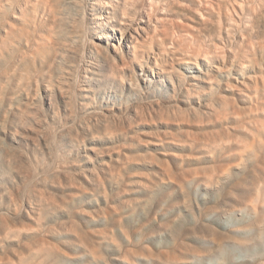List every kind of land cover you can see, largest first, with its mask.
<instances>
[{
  "label": "bare ground",
  "instance_id": "6f19581e",
  "mask_svg": "<svg viewBox=\"0 0 264 264\" xmlns=\"http://www.w3.org/2000/svg\"><path fill=\"white\" fill-rule=\"evenodd\" d=\"M5 11H8V15L9 11L12 12L14 20L11 21L10 16V19H7L8 23L11 22V28H8V24H4L5 27L7 26L10 29L8 31L4 27L5 31H8V35H6V38L8 36V43L6 41L3 42L2 39L5 38L3 36L0 38V41L2 40L0 43H6L7 47L1 44V46L3 45L6 48V54L11 50L13 51V49L17 51L18 58H14L21 62V67L23 66V69H21L20 66L14 64L18 68L13 66V69H9L8 67L5 70V74L7 77L10 74L11 76L16 75L15 80H13L18 83H16L18 89L15 85L16 90L19 91H16V94L19 97L20 94L26 97V99L21 97L26 100L25 106L18 100L19 105L21 104V106L25 107L20 108V110L22 114L25 113L22 119L26 118V120L25 122L21 121L22 123L24 122L20 127L22 129L23 126V132L14 134L15 156L11 157L12 162L10 164L15 177L18 176L19 180L17 181L16 178H13L12 184L11 182L9 183L12 188H16L14 191L11 188V190L9 189L10 186L1 188V194L7 198L12 195L11 197L17 202L15 199L16 195L13 196L11 193H15V191L19 197L29 196V190L33 187L39 173L45 176L51 174V178L54 177L59 182L64 180L70 186L76 185L79 179L81 181L82 177L86 178L85 180H93L95 176L93 172L95 170L87 174L84 167L82 169L79 165L77 166L76 160L77 164L74 165L72 164L73 161L71 162L68 158L65 165L66 161L62 162L57 152H53V146L56 145V137L64 138V140L65 137L68 138L69 142L67 143L73 145V148H75V144L81 141L84 142V138H93L92 140L100 139L102 136L109 139H113V137L126 138L129 136L128 130L131 127L133 130L135 124L142 126L141 123L145 121L150 123V121H147L150 118L152 121L156 120L154 121L157 122L156 124L160 121V123L172 124L175 122H178L177 124L181 122L180 124H182L184 122V125L187 122H196V125L199 123L209 125L208 123L212 124L215 121L219 122L225 119L228 121L229 119V122L231 120L241 122L242 126L239 125L241 128L248 125V127L255 125L257 129L258 126L263 125L264 127V0H0V12L3 13ZM42 14L49 16L47 20L52 28L49 27L51 34L56 33L57 28H61V31L58 30L61 33L56 34L62 37V34L65 33L67 36H63L66 40H63L64 38L60 39L53 34V39L46 41L47 38L49 40L48 35L51 37L52 35L48 34L50 33L48 31L49 25H45L46 21L42 23L41 20L42 25L44 24V27L47 26V30L45 29L47 33L44 31L46 40H40V38L44 39L43 36H40L39 40L37 39L38 36L35 38L37 25L40 22H37V20ZM39 28L41 29L42 27L40 26ZM62 29H64V32ZM39 34L42 35L43 33H38L37 31V35ZM56 36L57 38H55ZM33 41L35 44L32 45ZM43 42L44 45L42 46ZM36 44L42 47H38ZM1 48L0 53L2 54ZM0 57L2 58V56ZM5 59L8 60L6 57ZM193 65L197 67L194 70V76L188 77L184 72L185 70L187 72L188 69L183 67L189 68ZM203 65L205 66L204 69ZM139 71L141 74H139ZM5 74L3 73L4 77H6ZM8 78L11 77L9 76ZM6 79L5 82L7 81ZM9 81L11 79L8 80V83ZM41 81L45 83V85L42 83L45 86L44 100L49 110L46 113L43 111L41 103H39L41 101L36 102L39 99V92H41V87L39 88V82ZM160 81H168L172 84L174 89L173 97L175 95L173 99H177L175 102L170 100L171 95L170 97L168 96L171 92L168 95L166 93L168 98H156L152 92L153 95H151L149 85L147 87L143 85L145 83L154 87ZM111 88L117 89L118 92L120 91V93L125 95L123 97L125 100H120V103H118L119 101L114 103V100L112 103L110 102L111 104L105 105L102 104L103 100L100 101L98 97L97 100L101 102L98 103L95 93L98 91L99 94L101 91H111ZM118 92L115 91L113 94ZM127 93L135 94L131 95L132 97H126ZM205 97L207 99H204ZM202 98L204 101L199 102L200 107H196L194 104L195 107L190 106L191 99L197 101V99L200 100ZM189 100L190 104L187 103ZM105 102L107 103L108 101ZM95 103L102 105L99 106ZM187 104L189 106L184 107ZM60 111H62V118L59 116ZM188 123L187 125L191 127V124ZM232 124L234 125L233 122ZM53 125H59V127H53ZM193 126H195V123ZM226 126L223 127L226 129ZM216 128L214 129L216 130ZM227 128V130L231 129V127ZM246 128L244 130L247 131ZM251 128H248V130L250 129V135ZM234 129L237 130L236 127ZM253 129L256 130L254 127ZM183 130L181 131L180 129L184 133L185 131ZM217 130L220 131L218 128ZM200 131L204 132L203 129ZM213 131L210 134L206 133L204 135L203 133L204 136L200 135V137H198L197 133H194V135L189 134L190 136L192 135L190 139L196 143L198 141L201 143L202 141L201 144H198L200 146L196 145V147H201V150L206 148H202L204 145H210L211 147L217 143L222 146V142L225 140L231 142L230 140L235 135L239 136L241 134L240 132V134L236 133L235 135L232 133L233 136L226 139L224 134L220 132L214 133ZM238 131L240 130L238 129ZM259 131L258 133H260ZM244 133L247 134V132L242 134ZM137 134L139 135V130ZM174 134L173 132L172 136H175ZM230 134L225 135L230 136ZM260 134L256 136H260ZM181 136H175L174 139L177 144L182 142ZM248 136L245 137L249 138ZM139 137L140 135L138 139ZM164 137L166 138V136ZM164 137L161 138L165 140ZM183 137L184 139L188 138V136L185 138V135ZM240 137L236 140L243 138L244 135ZM245 137L244 139H246ZM39 138L44 140L43 145L48 150L50 146L52 163L45 164L40 162L43 160H40L38 165L35 166L36 164L32 165L31 161L27 159L28 157L25 156L27 149L23 148V145L31 146L33 149L36 148L34 149L36 151L38 150L37 141ZM170 138L173 140V137ZM254 138H251V140ZM141 139L142 137L139 140ZM127 140L129 141H123L124 143L128 142L129 145L127 147L134 146L129 143L132 139L127 138ZM255 140L254 142L256 143ZM141 141L142 144L148 141L152 142L150 140ZM166 141L168 140L166 139L164 142ZM245 141L242 142L245 143ZM225 143L227 142L225 141ZM232 143L234 144V142ZM118 144H120V141ZM137 144H141V142L139 141ZM239 144L241 145V143ZM70 145L69 147H71ZM116 145L114 143L113 147ZM186 145L188 143L183 144V146ZM226 145H229V143ZM192 146L195 147L194 145ZM116 147L120 148L119 145ZM213 147L218 148V145ZM236 147L239 148V146ZM241 147L243 148V146ZM73 148L71 147V149ZM211 149L212 147L209 150ZM112 150L109 152H112ZM98 151L96 150V153ZM244 152H246V149H244ZM96 153L92 156L97 155ZM90 154L87 157L92 159ZM121 155H123L122 158L125 157L123 152L119 156ZM154 156L156 157V155ZM128 157L126 160L130 159L129 161H131L132 159ZM155 157L153 158L155 159ZM138 158L141 160L145 159V157ZM154 159L153 161H155ZM27 160L30 161L29 165L31 166L29 167L33 166L31 169H27L28 167L24 168L28 166V164L25 165ZM37 160L38 158H36ZM151 160L152 158H150ZM56 164H61L60 168L56 169ZM116 164H119V162ZM105 166H108V164H105L104 168H106ZM110 166L107 167L109 168L107 170L108 174L110 168L113 169L114 167ZM119 166L116 167V170H118ZM89 170L91 171V169ZM113 171L115 170L113 169ZM111 173L112 171H110ZM108 174L105 176H108ZM75 175L79 176V179H76ZM95 179L93 180L94 182ZM37 185L38 183H36L34 189L39 195L42 194L40 197L45 196L42 192L43 190H40L42 186L38 188L40 185ZM47 194L49 196V193ZM46 201L48 200L46 199ZM6 211L7 209L0 205V234L12 232L11 230L17 229L20 224V214L17 210L18 214L16 213L13 216L7 214ZM14 231L16 233V230Z\"/></svg>",
  "mask_w": 264,
  "mask_h": 264
},
{
  "label": "rangeland",
  "instance_id": "374dc122",
  "mask_svg": "<svg viewBox=\"0 0 264 264\" xmlns=\"http://www.w3.org/2000/svg\"><path fill=\"white\" fill-rule=\"evenodd\" d=\"M0 13V16H2L0 18V26L3 27H0V29L2 28L0 30V38H2V36L5 37L2 40L3 42H7L8 36L6 38V35H8V31H10L8 28H11V22L9 21L10 23H8L7 19L11 17L10 20L12 21L14 18L10 11L9 15L8 11ZM42 15H40L41 19L39 18L37 22L41 20L42 23H44L46 21L45 25H49L48 31H50L52 28L47 20L49 16L47 14ZM41 21L37 25L38 28L40 26L42 27L41 29L39 28L40 32L37 28L36 34H34L36 35L35 38L38 36V40L40 36H43L44 39L40 38V40L42 39L43 41L46 40L44 33H47V31H45V29L47 30V26L44 27L45 25L43 24V26ZM4 24H8V28L7 26L5 27ZM4 27L7 28L8 31H5ZM49 27L51 29H49ZM57 29L61 31V28ZM41 30H43V32H41ZM58 30L56 33L60 32H58ZM63 30L64 29H62V31ZM37 31L43 34L37 35ZM56 33L53 34L58 36ZM48 34H51V31ZM53 34H51L52 37L48 35L49 40L46 35V41H51L53 39ZM63 35H65V33L62 34V37L58 36V38H64L63 40H66ZM57 36L55 38H57ZM46 41L44 42L47 43ZM44 42L39 44L43 46ZM1 44L3 43H0V48L3 47V45L7 47L6 43L2 46ZM33 44H35L34 41L32 45ZM41 45L39 46L42 47ZM4 47L1 48L2 54L0 53V56H2V58L0 57V59H2L0 60V205L7 209L6 212L10 214V216L15 215L17 212L22 216H19L20 224L18 228L14 229L16 233L14 230H11L12 232L9 231V233L0 234V260L2 259L0 264H264L263 125L258 126V129L255 125H251L250 127H248V125L246 126L247 128L243 126L244 129H247L246 131L242 129L243 127H240L242 126L241 122L232 120L229 122V119L228 121L225 119L226 121L220 120V123L215 121L216 125L214 122V124L212 123L213 125L210 123H208L209 125H205V123L196 125V122H187L191 124V128L186 122V125L183 124L184 122L182 124H180L181 122L179 124H177L178 122L172 124L160 123V121L156 124L157 122H154L156 120L152 121L150 118L147 121H150L151 124L145 121L141 123L142 126L135 124L137 127L134 125L133 130L131 127L128 130L129 136H125L126 138L119 136V138L113 137V139L100 136L101 138L97 140H92L93 138H84V142L81 141L82 143H77L78 146H76L77 144L74 145L75 148L77 147L76 149L73 148V145L67 143L69 142L68 138L65 137L64 140V138L61 139V137H56V145L53 146V152H57L62 162L66 161L68 158L71 162L73 161L72 164L75 165L78 163L77 166L79 165L82 169L84 167L87 174L95 170V172H93L96 176V179L95 176L93 178L95 182L93 180L91 181V179L90 181L88 179L85 180L86 178L83 177L81 181H79V176L77 177L75 175V178L79 179L77 183L79 185L74 184L75 186H70L67 185L64 180L59 179L61 180L59 182L54 177L51 178V174L48 175V177L39 173L33 187L29 190V196L19 197L16 191L15 193L11 192L13 196L16 195V198H14L17 202L11 197L12 195H9V198L3 196L1 194V188L10 186L9 189L11 188L12 191H14L16 188L11 187V181L13 178H16L17 181L19 180L18 176V178L15 177V173H13L10 164L12 162L11 157L13 158V156H15L14 134H16V132L17 134L23 132V126L22 129L20 127L26 120V118H24V120L22 119L25 113L22 114L20 110L22 107L25 108L26 97L20 93V97L16 94L18 83L13 81L16 75L11 76L10 74L8 77L10 76L11 78H8L5 74V70L8 67L9 69H13L14 67L18 68L16 66L21 67L22 64H20L21 62H19L18 59H15L18 58L17 51L13 49V51L11 50L8 52L9 54H6V48ZM4 51L5 53H3ZM5 57L8 58V60L5 59ZM14 64L16 66H14ZM5 65L7 66L5 67ZM183 68L188 69L187 72L186 70L184 72L188 77H191L194 76V70L197 67L193 65L189 68L186 66ZM204 68L205 66L203 65V69ZM21 69H23V66ZM3 73L7 79L4 77ZM139 74H141L140 71ZM5 79L7 80L6 82ZM10 79L13 82L9 81L8 83ZM42 83L45 85L43 81L39 82L41 92H39V95L37 94L39 99H37L36 102L41 101L39 103H41L42 109H44L43 111L46 113L49 110L45 104V86ZM145 83L143 85H145V87L149 85L150 93L152 92L154 94L151 93V95L156 96V98H168L167 95L171 92L168 95L169 97L170 95L172 96L170 100H174V102L177 100L173 99L175 97V95L173 97L174 89L172 84L168 81H160L156 84L157 86L155 85L154 87L153 85L151 86ZM115 91L118 92L117 89L114 88H111V91L107 92L101 91L100 94L98 91L97 93L99 95L95 93L96 101L101 103L97 100L99 97L100 101H104H102V104L108 105L114 100V103L117 101L120 103V100H125L123 98L125 95L120 93V91L118 92L119 94H113ZM134 94L127 93L126 97H132ZM21 97H25V99ZM34 99L36 98L34 97ZM204 99H207V97ZM18 100H20L24 106H21V104L19 105ZM200 100L197 99L196 101L191 99V104L189 103L190 100L187 103L190 104V106L195 105L196 107H200L199 102L204 101L203 98ZM105 101L108 102L106 103ZM98 103L95 104L97 105ZM188 104L186 106L184 105V107H188ZM61 113L62 111H60L59 116L62 118L63 115ZM21 114L22 117L20 118ZM21 121L24 122L22 123ZM194 123L195 126H193ZM230 124L231 126H229ZM225 125H227L226 129L223 127ZM53 127H59V125H53ZM216 127L220 131H218ZM227 127H231V129L227 130ZM235 127L237 130L234 129ZM253 127L256 128V130L253 129ZM214 128H216V130ZM248 128H251V135L249 134L250 129L248 130ZM180 129L181 131L184 129L183 131H185L184 133L186 134L181 132ZM202 129L204 132L200 131ZM238 129L240 131H238ZM138 130L143 142L145 140H150L152 142L148 141L142 144V141L139 140L140 137L138 139ZM209 130L214 133L220 132L224 134L226 139L228 137L231 138V136L236 133H241L239 135L241 137L242 135H244V137L249 135V138L245 137L246 139H244V137H240L241 139L237 141L236 139L239 136L235 135L236 137H232V140L235 139L234 141L230 140L231 142H228L225 140L229 145H226L227 143H225V141H221L223 143L220 142L222 146L216 143L213 146L218 145V148L211 146L212 149L209 150L211 148L210 145L206 144L210 147L209 148L203 144L204 146L202 145V148L206 147L208 149L204 148L200 150L201 147H196V145L201 144L202 141L200 140L201 143L199 141L198 143L194 141V143L190 138L194 133H197L198 137H200V135L204 136L206 133L210 134L211 131ZM252 130L256 132L253 131L255 135L252 134ZM258 131L262 134L258 133ZM173 132L175 136H181V134H183V136L185 135V138L188 136L186 139L181 136L182 142H178V144L181 143L182 146H178L177 141L174 139L175 136H172ZM243 132H247V134H242ZM232 133L234 134L232 135ZM166 134L173 137L174 141ZM189 134L192 135L190 136ZM225 134H230V136ZM259 134L260 136H256ZM197 135L195 134V136ZM164 136H166V138ZM161 137H164V139H167L169 142H164L165 140ZM253 137L255 138L251 140ZM127 138L133 140L129 143L134 146L127 147V145H129L128 142H126L127 144L124 143L125 141H129ZM186 140L190 141L187 142ZM241 140L243 142L244 140L248 142L251 141V144L246 141L243 143ZM119 141L120 144H118ZM139 141L141 144H137ZM153 141L158 142L153 143ZM232 142H234V144ZM114 143L117 144L116 146L119 145L120 148L118 149L116 146L113 147ZM186 143H188V145L183 146V144L185 145ZM239 143H241V145ZM43 144L44 140L39 138L37 141L38 150L36 151L34 150L36 148L33 149L31 146L26 145V147L25 144L23 145V148L27 149V152L25 151V156L28 157L27 159L31 161L32 165L36 164L35 166H37L40 160H43L40 162H44L45 164L52 163L50 146L48 150ZM235 144L239 146V148L236 147ZM69 145L73 149H71ZM241 146H243V148ZM246 146L247 148H245ZM121 148L122 151L120 152ZM244 149H246V152H244ZM96 150H99L98 153H96ZM111 150L112 152H109ZM93 151L95 152L93 153ZM122 152L125 154V159L122 158L123 155L119 156ZM95 153L97 155L92 156ZM88 154L91 155L92 159L87 157L89 156ZM154 155H156L157 158ZM142 156L145 157V159ZM127 157L132 160H126ZM138 157L143 159L141 160ZM153 157H155V159ZM36 158H38L37 161ZM150 158H152L151 161ZM153 159L155 161H153ZM29 160L25 163V165L28 164V166H23L25 169L27 167V169L33 167H29L31 166L29 165ZM116 161L119 162V164H116ZM66 163L67 161L65 165ZM105 164H108V166H105L106 168H104ZM116 165H120V168H117L118 170H116ZM60 166L61 164H56L55 167L58 169ZM109 166H114L113 169L115 171L110 168L108 174L107 170L109 168L107 167ZM89 169H91V171ZM119 170L120 172H118ZM110 171H112L111 174ZM18 173H16V175H18ZM107 174L108 176H105ZM10 182L11 184H9ZM36 183L40 185H37L38 188L42 186L40 190H43L42 192L45 196L43 195V197H40L42 194L39 195L34 189ZM46 192L49 193V196ZM46 199L48 201H46Z\"/></svg>",
  "mask_w": 264,
  "mask_h": 264
}]
</instances>
